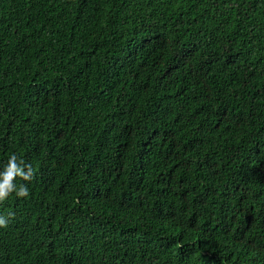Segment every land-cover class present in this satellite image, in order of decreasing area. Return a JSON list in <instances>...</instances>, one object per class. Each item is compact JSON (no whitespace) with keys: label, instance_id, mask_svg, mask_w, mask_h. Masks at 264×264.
Returning a JSON list of instances; mask_svg holds the SVG:
<instances>
[{"label":"trees","instance_id":"obj_1","mask_svg":"<svg viewBox=\"0 0 264 264\" xmlns=\"http://www.w3.org/2000/svg\"><path fill=\"white\" fill-rule=\"evenodd\" d=\"M0 264H264V0H0Z\"/></svg>","mask_w":264,"mask_h":264},{"label":"clouds","instance_id":"obj_2","mask_svg":"<svg viewBox=\"0 0 264 264\" xmlns=\"http://www.w3.org/2000/svg\"><path fill=\"white\" fill-rule=\"evenodd\" d=\"M33 176V169L30 164H26L24 160L19 159L17 155L12 154L3 171L0 172V202L6 200L11 194L15 193L18 197H27L29 195V189L26 184L15 183L17 178L24 181H30ZM14 216L13 213H9L6 218L0 216V228H6L8 221Z\"/></svg>","mask_w":264,"mask_h":264}]
</instances>
